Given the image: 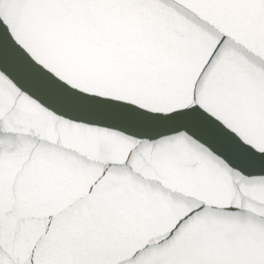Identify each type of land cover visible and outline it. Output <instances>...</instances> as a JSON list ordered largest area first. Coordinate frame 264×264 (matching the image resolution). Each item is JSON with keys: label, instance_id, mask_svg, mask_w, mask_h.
Instances as JSON below:
<instances>
[{"label": "snow or ice", "instance_id": "obj_1", "mask_svg": "<svg viewBox=\"0 0 264 264\" xmlns=\"http://www.w3.org/2000/svg\"><path fill=\"white\" fill-rule=\"evenodd\" d=\"M0 264H264V0H0Z\"/></svg>", "mask_w": 264, "mask_h": 264}]
</instances>
